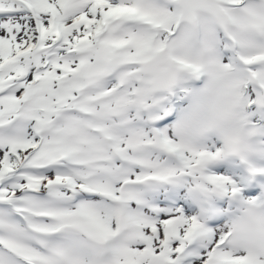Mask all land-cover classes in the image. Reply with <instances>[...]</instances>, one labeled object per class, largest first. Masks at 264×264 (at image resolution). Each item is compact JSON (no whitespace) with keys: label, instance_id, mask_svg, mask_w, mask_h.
Listing matches in <instances>:
<instances>
[{"label":"snow or ice","instance_id":"6c2138e0","mask_svg":"<svg viewBox=\"0 0 264 264\" xmlns=\"http://www.w3.org/2000/svg\"><path fill=\"white\" fill-rule=\"evenodd\" d=\"M0 264H264V0H0Z\"/></svg>","mask_w":264,"mask_h":264}]
</instances>
